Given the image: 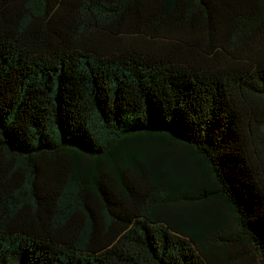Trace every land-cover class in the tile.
Here are the masks:
<instances>
[{
	"label": "trees",
	"instance_id": "1",
	"mask_svg": "<svg viewBox=\"0 0 264 264\" xmlns=\"http://www.w3.org/2000/svg\"><path fill=\"white\" fill-rule=\"evenodd\" d=\"M0 264H264V0H0Z\"/></svg>",
	"mask_w": 264,
	"mask_h": 264
},
{
	"label": "rangeland",
	"instance_id": "2",
	"mask_svg": "<svg viewBox=\"0 0 264 264\" xmlns=\"http://www.w3.org/2000/svg\"><path fill=\"white\" fill-rule=\"evenodd\" d=\"M200 169L198 171H196L199 175H204V171H201V167H199ZM224 219L223 222H231V216L230 215H227L225 214L223 217H222V220Z\"/></svg>",
	"mask_w": 264,
	"mask_h": 264
}]
</instances>
